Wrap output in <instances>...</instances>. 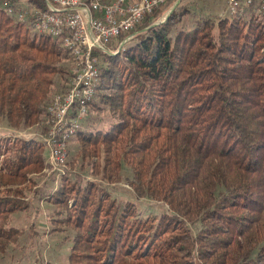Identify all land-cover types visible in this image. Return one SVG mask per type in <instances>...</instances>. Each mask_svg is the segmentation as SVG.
I'll return each mask as SVG.
<instances>
[{
  "label": "trees",
  "instance_id": "obj_1",
  "mask_svg": "<svg viewBox=\"0 0 264 264\" xmlns=\"http://www.w3.org/2000/svg\"><path fill=\"white\" fill-rule=\"evenodd\" d=\"M22 5L0 6V118L12 130L42 126L70 70L59 42L17 19ZM179 5L102 53L90 112L110 121L78 132L90 173L70 168L47 198L52 233L70 232L68 264H264V13L173 31L189 13ZM13 137L0 133V256L23 243L16 218L48 157L38 138ZM126 167L137 198L113 191ZM144 197L164 209L142 211Z\"/></svg>",
  "mask_w": 264,
  "mask_h": 264
},
{
  "label": "built area",
  "instance_id": "obj_2",
  "mask_svg": "<svg viewBox=\"0 0 264 264\" xmlns=\"http://www.w3.org/2000/svg\"><path fill=\"white\" fill-rule=\"evenodd\" d=\"M170 1L30 0L15 11L17 19L33 32L59 42L70 61L67 81L47 106L42 123L47 130L29 137L40 140L47 150L48 164L60 174H65L63 168L67 167L70 142L83 129L96 100L102 53H118L147 17ZM225 2L231 16L243 17L248 11L264 9V0ZM8 11L13 13V8L9 7Z\"/></svg>",
  "mask_w": 264,
  "mask_h": 264
},
{
  "label": "rangeland",
  "instance_id": "obj_3",
  "mask_svg": "<svg viewBox=\"0 0 264 264\" xmlns=\"http://www.w3.org/2000/svg\"><path fill=\"white\" fill-rule=\"evenodd\" d=\"M4 1L0 0V6H2ZM19 1L24 4V2L29 3L30 0ZM174 5L175 3L172 2L165 4L163 6L164 8L157 12L156 15L158 18L154 23L163 21ZM179 6L182 9H187L189 13L182 18L181 22L178 23L173 31L191 29L200 18H209L216 21L219 16L229 14L228 10L225 11L227 7L225 0H183ZM256 11L259 14L264 13V9ZM127 45L128 43L125 46ZM89 114V118L84 121L85 130L96 131L98 129H105L108 126V122L110 121L108 112H95L91 110ZM42 127L36 125L25 130H12L8 122L0 118V133H9L12 138H15L13 137L15 135L29 138L35 133H45ZM76 140L77 138L75 137L70 142V155L68 159V164L72 159H76V167L69 164V166L67 165V167L63 168L65 174H60L61 172L51 167L46 159L43 171L40 174L33 175L35 180L34 184L27 185L28 192L26 194L30 208L27 213L24 212L16 218V223L20 227L26 228L24 229L25 234L22 237L23 243L21 246L11 247L6 255L0 256V264H43L46 261L54 264H68L67 260L71 244L67 241V238H69L70 232L52 233L48 216L51 214L53 206L48 202L47 198L50 192L53 193L57 188H60L63 181L62 177L68 173L70 168H72L70 170L72 172L71 174H83L82 172L90 173L89 169L91 166H88L87 163L84 164L85 171L81 169L83 160L80 158V152H78L81 147ZM122 174L123 180L115 186L114 193L119 197L137 198L128 183L132 179L131 170L126 167ZM137 202L140 209L144 212H158L163 208V206H160L162 205L161 203H156L147 197L138 199ZM33 229L36 230V233Z\"/></svg>",
  "mask_w": 264,
  "mask_h": 264
},
{
  "label": "water",
  "instance_id": "obj_4",
  "mask_svg": "<svg viewBox=\"0 0 264 264\" xmlns=\"http://www.w3.org/2000/svg\"><path fill=\"white\" fill-rule=\"evenodd\" d=\"M180 1H181V0H178V1L175 3V5L173 6V8L170 10L169 14L166 16V18H165L163 21H161V22H157V23H154L153 25H158V24H160V23L166 22V20L168 19L169 15H170V14L172 13V11L175 10V8L179 5Z\"/></svg>",
  "mask_w": 264,
  "mask_h": 264
}]
</instances>
